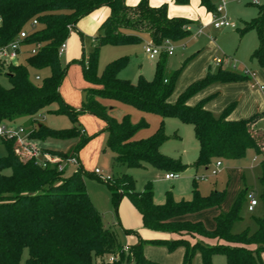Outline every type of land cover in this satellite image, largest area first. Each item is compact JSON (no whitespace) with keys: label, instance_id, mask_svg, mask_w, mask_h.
Masks as SVG:
<instances>
[{"label":"trees","instance_id":"16d2710c","mask_svg":"<svg viewBox=\"0 0 264 264\" xmlns=\"http://www.w3.org/2000/svg\"><path fill=\"white\" fill-rule=\"evenodd\" d=\"M173 2L183 6L189 0ZM200 4L216 14L211 0H200ZM101 7H108L110 14L99 27L101 35L96 38L93 50L87 55L82 54L81 63L84 80L102 88L98 91L86 89L81 110L73 111L59 94L65 70L61 67L58 49L79 20ZM257 9V18L236 30L240 34L256 31L258 47L251 59L264 68V4ZM32 21L37 23L33 29L29 28ZM188 24L184 19L168 18L165 5L152 8L148 0H140L133 7L127 6L125 0H0V46L13 41L22 30H28L23 41L25 63L0 68V73L7 76L10 84L8 88L0 84V124L34 117L42 110H49L53 104H57L58 109L49 112L67 115L74 125L79 113L88 112L105 121L108 145L115 153L116 166L125 165L131 169L151 166L165 173L180 174L188 166L159 153L160 146L168 140L162 125L151 139L132 141L134 134L145 126H133L128 118L115 121L97 98L115 100L156 114L162 122L177 119L193 128L199 146L198 157L192 165L195 169L208 168L213 160L242 159L249 150L262 157L258 179L262 192L257 199L264 207V130L255 128L261 115L233 122L227 119L232 107L216 117L203 108V102L187 106L191 96L212 83L237 82L248 77L218 69L216 74L208 73L189 85L174 103H170L180 73L193 57L168 78L164 75L165 61L162 59L156 64L152 81L140 76L136 84L118 77L128 65V58L110 62L100 75L97 74L101 47L137 44L141 42V34H147L155 45L165 39L178 42L190 35ZM36 46H39L36 53L29 55L28 51ZM165 56L161 54V57ZM43 69L49 70V76L34 84L29 78L30 71ZM79 134L76 126L56 131L38 123L28 137L70 140ZM86 142L84 137L80 138L71 154L43 152L64 160L77 156L79 148ZM1 143L6 156L0 158V264H19L25 249L28 257L24 264H148L140 250L141 245L129 248L125 254L117 234L102 224L101 215L81 185V168L65 176L57 169L59 163H47L43 167L32 157L20 156L23 146L16 139L3 138ZM106 185L114 203L123 196L129 198L142 215L144 227L175 236L168 243V250L184 249L181 264H192L196 248L200 249L203 264H212L214 254L225 256L226 264H263L259 256L264 252V214L255 220L253 233L231 232L233 223L239 220L238 210L249 188L239 194L228 213L215 217L214 230L207 231L201 222L180 219L219 207L223 200L221 193L213 192L203 197L194 185L190 200L176 201L171 192H166L164 203L156 205L152 186L148 184L143 192H136L134 180L129 175L107 180ZM203 237L216 238L221 244L204 245L197 240ZM110 257H117L118 262L109 263Z\"/></svg>","mask_w":264,"mask_h":264},{"label":"rangeland","instance_id":"374dc122","mask_svg":"<svg viewBox=\"0 0 264 264\" xmlns=\"http://www.w3.org/2000/svg\"><path fill=\"white\" fill-rule=\"evenodd\" d=\"M211 3L214 7L224 3L230 22L234 23L237 28H241L244 23H249L257 18V7L263 5L264 0H211ZM102 21L96 26L92 23L89 24L85 31H80L77 23L75 28L68 31L65 41L68 49H65L59 55L61 67L65 70L63 81L59 87V94L64 104L73 111L81 110L82 103L85 100V88H91L96 91L102 88L101 85L87 83L84 80L82 75L83 65L81 63L82 54H89L96 44V38L101 35L99 27ZM249 33L254 39L256 38L254 31ZM209 42L214 43L216 46V52L213 53V57H216L214 60H223L220 65L222 69H232L236 73H240L244 67L256 69V66L248 61V57H246L247 59L244 57L246 61H243L234 55L236 50L240 51L242 48L238 32L235 29L215 30L210 27L207 35L189 36L181 41L172 42L175 47L173 54L165 57L160 56L154 60H149L144 53L145 43L142 41L133 45L103 46L99 50L97 74L100 75L110 62L118 58H128V65L118 74L119 78L128 80L132 84H136L140 76L146 81H152L156 64L164 59V75L168 78L188 58L195 57V48H201L199 46L207 47ZM69 51H73V57L68 58ZM214 60L210 59V66L219 68L220 66ZM15 63L24 64V58L20 57ZM183 71L184 69L181 71L180 76ZM36 75L43 79L49 76V70L30 71V80L34 84H39L40 81L34 80ZM0 84L5 88L10 85L4 73H0ZM175 89L177 90V85ZM97 101L102 107L107 109V113L115 121L120 122L123 118H128L133 126L143 124L145 127L138 130V134H136L137 137H141L140 140H148L154 137L162 125L163 134L168 137V140L160 146L159 153L188 166L183 173L178 174L177 178L171 181L164 180L165 172L151 166L147 167V170L133 171L134 175H129L134 180L136 192H143L149 184L152 186L156 201L158 199L163 200L166 192H171L176 201L187 200L191 197L194 185L203 197H207L213 192L221 193L223 200L219 207L191 214L197 218V222L203 224L207 231L214 230L215 217L222 213H228L244 189L249 188V191H253L256 197L261 194L262 186L258 179L261 175L260 164L262 157L256 155L253 151H247L244 158L239 160H220L221 167L219 168L215 166L217 160H213L208 168L201 166L195 169L192 165L198 157V151H196L197 142L191 125L183 124L177 119H169L164 124L158 115L142 112L130 105L104 98H97ZM49 109L40 111L34 118L24 117L13 123L4 124L11 127H20L26 134H29L38 123L56 131L71 129L73 126L83 130V136L79 134V137L75 139L39 140L28 137V141L31 146L37 148L39 153H45L43 151L46 150H54L71 154L73 153L72 149L79 143L80 138L84 137L87 142L78 150L81 185L91 203L101 215L102 224L117 234L122 249L141 245L140 250L148 264H181L184 249L176 247L172 251L168 250V243L173 240L170 238V234L144 227L142 215L129 198L124 196L117 204L114 203L106 181L95 176V170L99 171V175L102 178H108L109 180L128 175V168L125 165L116 166L114 163L115 153L108 145L109 134L106 131L105 121L91 113L81 112L77 115V123L74 125L67 115H57L49 112L51 109L57 110V104L51 105ZM255 128L264 130V120L257 123ZM176 137H181L182 140ZM24 152L25 148L23 146L20 156L26 158L27 153ZM5 156L6 150L0 138V158ZM38 160L41 161V157ZM64 168L63 174L65 176H70L76 171V166L72 164H67ZM214 170L217 171L216 175L212 174ZM123 200L130 204L132 207L131 211L126 209L125 202L121 204ZM263 214L264 207L261 202H259V205L252 213L248 212L247 198L244 197V201L238 210L239 220L233 223L231 232L233 234H240L243 231L253 233L256 230L255 220L261 218ZM197 240L208 246L221 244V241L216 238L203 237L197 238ZM132 241L137 244L133 245ZM27 257L28 253L25 249L21 254L19 264H24ZM259 258L264 264V252L260 254ZM211 263L226 264L225 256L214 254L211 258ZM192 264H203L199 248H196L193 252Z\"/></svg>","mask_w":264,"mask_h":264},{"label":"crops","instance_id":"0c3cea01","mask_svg":"<svg viewBox=\"0 0 264 264\" xmlns=\"http://www.w3.org/2000/svg\"><path fill=\"white\" fill-rule=\"evenodd\" d=\"M139 2L140 0H125V4L131 7L136 6ZM148 3H149V6L152 8H158L160 6L165 5L167 7L168 18H180V19H184L188 21L189 24L187 25V29L190 30L189 36L197 37L200 35H207L209 32V28L213 27L211 24L212 23L211 13L208 12L200 4V0H189L188 4L183 5V6L176 5L173 2V0H148ZM109 14H110V10L108 7H101L93 11L88 16L79 20L77 27L80 31H85L86 27L89 24L92 23L94 26H96L100 21H102L103 19L105 20L109 16ZM225 14L228 20L230 21L227 15V12H226V7H225ZM245 24L246 23H244V25ZM244 25L242 27H244ZM223 29H226V28H223ZM192 30L193 32H191ZM215 30H222V29H215ZM199 31L201 32L198 33ZM251 31H254V30L244 32L243 34H240L239 31H237L239 35V39H240V44H242L241 45L242 48L240 51L236 50L234 52V55L243 61H246L245 58L248 57V61H250L251 64L253 63L256 66L255 67L256 69L244 67L240 73H236L232 69H222V66H220L219 68H212V66H210V59H213V60L216 59V57H213V53L216 52V46L214 45V43L209 42V46L207 45V47L199 46L201 48H195L194 52L196 53V55L186 64L187 66L184 68L183 73L181 74V76H179L177 80V84H176L177 90L176 89L174 90L172 96L169 98V102L174 103L177 97L189 85L205 78V76L208 73L214 75L217 73L218 69H221L223 71H228L235 75L241 76L243 75L242 74L243 71L245 69H248L249 71L255 73V78H254V82L256 84L255 88H251L249 79L241 80L237 82H229V83H212L208 85L207 87L203 88L202 90H200L199 92H197L196 94H194L193 96H191L187 101V106L193 107L197 105L198 103L203 102V108L216 117L221 115L223 111H225L227 108L232 107V109L227 115V119L233 122L246 120L257 114L261 116L257 120L256 124L264 120V68L261 67L257 63L256 60L251 59L252 53L258 47L257 33L256 31H254L256 34V38H255L256 40H255L254 37H252L249 33ZM140 38H141V41L145 43V45L151 42L147 34H141ZM66 49H68L67 46H66ZM174 50H175V47H174ZM162 54H166V53H162ZM166 56L168 55L166 54ZM21 57L24 58V56H21ZM70 57H73V51H69L68 58ZM86 89L87 88H85L84 90L86 91ZM54 110L51 109V111H54ZM34 117H28V118H34ZM169 119H165L163 121L164 124L167 121H169ZM80 132L82 135L84 134L83 130H80ZM136 134H138V132L134 134V136L132 137V141H139L141 139V137H137ZM176 138L179 140H182L181 137L180 138L176 137ZM198 149H199V146H198V143H196V151H198ZM49 151H54V150H49ZM55 152H58V151H55ZM60 153L66 154L67 152H60ZM76 158L79 164L80 159H79L78 153H77ZM147 167H150V166H146L145 168H139V169L128 168L127 172H128V175L129 174L134 175L133 171L147 170ZM77 168L78 167H76V169ZM175 179H172V180H175ZM166 181H171V180H166ZM190 199L191 197L188 198L187 200H190ZM153 201L156 205H161L165 201V196L163 200L158 199L156 201L155 196L153 195ZM124 202H125L126 209H129V211H131L132 207L126 200H123L121 204H123ZM180 220L197 222V218L195 216L193 217L192 215H187L181 218ZM170 238L174 239L175 236L170 234ZM132 243L133 245L137 244L135 243V241H132Z\"/></svg>","mask_w":264,"mask_h":264},{"label":"built area","instance_id":"2783aa9c","mask_svg":"<svg viewBox=\"0 0 264 264\" xmlns=\"http://www.w3.org/2000/svg\"><path fill=\"white\" fill-rule=\"evenodd\" d=\"M215 13L216 14L211 13V17H212L211 24L214 27V29H223V28L236 29L237 28V26L234 23L230 22L228 18L226 17L224 3L216 7ZM36 25H37L36 21H32V23L29 25L30 26L29 28L33 29L36 27ZM200 32L201 31H199L198 33ZM27 35H28V30L27 29L22 30L13 41H11L10 43L4 46H0V68L2 66L6 67L9 64L18 65L15 62L21 56L25 55L23 41L27 37ZM38 48L39 46H36L32 50L28 51L29 55H34ZM65 49H66V43L64 42L60 45L58 49V55L62 54L65 51ZM173 51H174V46L172 45V42L168 39L163 40L162 43L159 45H155L152 42H150L144 46V53L147 55L148 59L150 60L156 59L162 53H166L167 55H172ZM214 61L216 62L218 66L222 64V61L220 60H214ZM242 74L249 78L251 88H255L256 87V84L254 82L255 73L249 71L248 69H245ZM34 79L35 81H39L40 77L36 75ZM0 138L1 139L3 138L16 139L17 141H19V143L22 146H24L27 156L36 159L37 162L41 164L43 167H46L47 163H59V165L57 166V169L59 172H63L65 169L64 166H66L67 164H72L78 167V161L75 155L62 160L60 158L52 157L46 153H39L37 148H34L33 146L30 145L28 141V134H26L25 131L20 127H11V126L5 125L4 123L0 124ZM39 157H41L42 159L41 161L38 160ZM215 166L216 168L221 167V162L216 161ZM94 174L95 176L100 177L104 181L109 180L108 178L106 179L102 178L99 175L98 170H95ZM212 174L216 175L217 171L216 170L212 171ZM177 175L178 174H174V173H166L164 178L165 180H172V179L177 178ZM246 198H247V211L252 213L259 204L258 199L255 193L249 190L247 191ZM122 251L126 254L128 249L124 248L122 249ZM108 262L117 263L118 258L110 257L108 259Z\"/></svg>","mask_w":264,"mask_h":264},{"label":"water","instance_id":"95a60500","mask_svg":"<svg viewBox=\"0 0 264 264\" xmlns=\"http://www.w3.org/2000/svg\"><path fill=\"white\" fill-rule=\"evenodd\" d=\"M120 196H122V195L120 194Z\"/></svg>","mask_w":264,"mask_h":264}]
</instances>
